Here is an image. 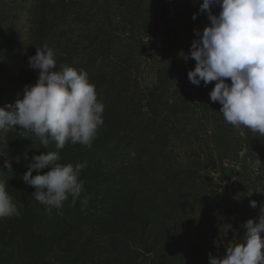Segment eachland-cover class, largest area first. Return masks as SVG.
<instances>
[{
	"label": "trees",
	"instance_id": "16d2710c",
	"mask_svg": "<svg viewBox=\"0 0 264 264\" xmlns=\"http://www.w3.org/2000/svg\"><path fill=\"white\" fill-rule=\"evenodd\" d=\"M202 3L0 0V61L24 52L20 76L25 86L35 85L39 70L29 58L47 43L56 52V70L87 72L106 106L90 148L67 144L57 150L50 142L45 149L37 140L32 155L59 151L61 161L74 166L97 165L101 158L102 174L110 159L123 175L119 209L108 213L101 231L106 248L87 250L79 197L72 211L80 221L74 220L75 231L72 226L51 243L28 242L31 259L54 252L55 244L63 264H209V253L224 258L227 247L243 239V224L258 220L264 208V194L256 192L264 190V137L224 120L222 105L209 96L215 82L197 86L188 78L196 65L190 58L194 30L210 24L207 12L193 19ZM88 5L104 17L85 21ZM219 11L212 8L213 14ZM73 27L83 36L76 37ZM23 96L18 93L19 100ZM225 224L233 229L227 236L220 231Z\"/></svg>",
	"mask_w": 264,
	"mask_h": 264
},
{
	"label": "clouds",
	"instance_id": "9594fccd",
	"mask_svg": "<svg viewBox=\"0 0 264 264\" xmlns=\"http://www.w3.org/2000/svg\"><path fill=\"white\" fill-rule=\"evenodd\" d=\"M214 6L220 9L218 15L212 12ZM204 12L210 24L202 32L194 30L197 39L190 58L196 65L188 78L197 86L215 82L209 96L222 105L224 120L264 137V0H203L193 19ZM36 49L29 65L39 70V78L35 85L25 86L22 100H17L14 107L7 106L12 111L0 107V131H15L19 126L45 149L50 142H55L57 150L67 144L90 148L104 124L106 107L98 100L95 85L83 70L69 66L56 70V52L47 43ZM229 78L231 83L226 82ZM60 161L59 151L35 155L22 177L35 188L32 196L49 213L53 208L61 209L70 197L74 206L84 190L80 179L84 166ZM4 167L12 173L10 160ZM48 168L51 170L44 174L33 175ZM256 192L264 194L259 187ZM250 205L256 208L257 201L251 200ZM17 213L6 183L0 180V219ZM243 228V239L231 243L224 258L209 253V264H264V208L258 220L249 219ZM230 230L231 224L220 229L224 236Z\"/></svg>",
	"mask_w": 264,
	"mask_h": 264
},
{
	"label": "rangeland",
	"instance_id": "374dc122",
	"mask_svg": "<svg viewBox=\"0 0 264 264\" xmlns=\"http://www.w3.org/2000/svg\"><path fill=\"white\" fill-rule=\"evenodd\" d=\"M91 7V5H88L84 9L87 15L83 19L85 21L90 18L101 20L104 17V12L101 11V14L97 16L96 8ZM24 19L19 22V35L22 36L23 40L26 38ZM73 29L76 31V37L83 36V33L76 27H73ZM84 47H87V45L85 44ZM23 57L24 52L19 51L7 61L4 59L0 61L1 63L8 62L0 67L3 72H0L2 75L0 80V107H4L7 111L13 110V108L7 106L14 107L16 101L19 100L18 93L24 91L25 88V83H23L20 76L23 70L21 68ZM3 88L6 90L3 91ZM16 127L17 130L15 131H0V180L6 183L7 190L13 197V202L18 209L16 215L0 219V264H63L62 250L55 244L52 250L54 252L46 254L44 250L32 259L33 254L29 253L27 247L29 245L26 246V244L28 242L33 244L51 243L57 237H62V234L70 227L73 226L72 231H75L74 220L75 223L80 221L76 220V216L72 213L74 206L71 203V197L61 209L53 208L51 213L46 211L45 205L34 199L32 194L35 188L27 185L22 177L28 170L27 164L31 162L33 157L32 151L37 139L31 137L29 133L19 130V126ZM53 143L55 144V142ZM99 159L101 162L99 161L97 165H83L84 167L80 173V179L84 182V190L81 193L79 203L83 204L82 212L87 219L86 227L81 232V236L90 253L95 248L97 250L106 248L105 236H102L101 232L102 227L110 217L108 213L119 209V199L124 189L123 175L121 174L122 167L116 166L112 160L108 159L107 162L110 168L102 174V171H98V169L104 167L106 162L104 159ZM9 160L12 162V173H9V170L4 167L5 162ZM60 163L65 164L63 161H60ZM50 170V168L44 169L40 173L34 172L33 175L44 174ZM84 175L85 179H83ZM82 201H86V203ZM82 224L84 223L82 222Z\"/></svg>",
	"mask_w": 264,
	"mask_h": 264
}]
</instances>
